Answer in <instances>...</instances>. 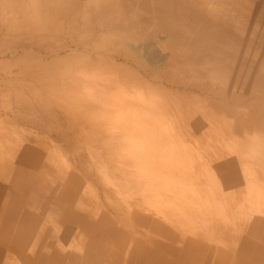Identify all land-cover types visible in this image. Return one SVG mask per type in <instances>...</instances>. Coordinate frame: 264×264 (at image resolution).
I'll use <instances>...</instances> for the list:
<instances>
[{
  "label": "rangeland",
  "instance_id": "374dc122",
  "mask_svg": "<svg viewBox=\"0 0 264 264\" xmlns=\"http://www.w3.org/2000/svg\"><path fill=\"white\" fill-rule=\"evenodd\" d=\"M106 49L137 58L114 69ZM91 67L125 93L137 74L166 73L145 90L194 166L208 160L234 201L253 173L264 188V0H0V264H233L224 224L203 222L225 230L211 240L193 235L125 181L136 170L107 120L131 111L81 108Z\"/></svg>",
  "mask_w": 264,
  "mask_h": 264
},
{
  "label": "bare ground",
  "instance_id": "6f19581e",
  "mask_svg": "<svg viewBox=\"0 0 264 264\" xmlns=\"http://www.w3.org/2000/svg\"><path fill=\"white\" fill-rule=\"evenodd\" d=\"M124 26L126 27V25ZM127 26L129 25L127 24ZM115 46L113 48H115ZM87 47H89V45ZM103 48L105 49V47ZM83 49L86 48L83 47ZM140 49H142V47H140ZM96 51L98 52L99 50L96 49L95 52ZM103 53L104 56H109V60L111 61L110 64L114 69H118L119 65H114L117 60L122 61L123 59L129 62L137 58L136 52H133L131 49H106ZM137 54L141 53L139 52ZM101 56L99 55L97 63L103 60ZM172 57L174 58V56ZM172 57H170V60ZM114 69H112V71ZM109 70L111 71V69ZM115 72L113 71V73ZM86 74L84 79H79L77 76L80 80L79 83L82 84V86L85 85L84 88L88 90L87 103L82 104V106L78 104L79 109L80 106L82 108L83 105L87 107L96 105L102 110H111L117 113H122L126 110L131 111L129 116L120 115L115 118H109L107 124L112 125L113 128L118 130L116 136L120 135L119 137L121 140L120 144L116 147L117 151H120L121 156L127 157L130 165L136 170L125 181L133 186L139 199L149 207L160 209L162 213L165 211L175 216L183 227L194 230L191 232L193 235L202 236L207 240L213 239L215 233L222 235L225 230L222 227L216 229L206 226L207 224H203V222L205 220L215 223L220 221L225 225L227 230H230L228 236H231L233 239L234 244L230 248L232 254L229 258L233 264H236L237 260L241 259L240 256L252 255L253 253H261L264 257V188L260 186L261 184L258 185L256 183L253 173L250 180L246 181L245 179L247 183L246 193L242 200L238 201L235 199L234 201L233 197L229 195V188L223 187L208 160L199 163V167L194 166L196 162L195 157L191 156L183 145L175 140V134L171 129V125H168L161 117L153 115L156 100L152 97L153 95L150 92H146L145 90L147 89L148 91L149 88L154 87L149 84L150 80L156 79L160 84H163L167 78V74L157 71L156 69L144 72L142 76L147 79H140L137 77L139 74H137L135 82L132 83L133 85L131 88L133 90L131 89L129 93H125L127 89L125 88V90H123L121 87L124 82H122V84L120 83V85L119 82H116L114 79L112 80L110 77L104 76L101 72L96 71L94 67H91ZM119 74L121 76V73ZM126 74L128 75V73ZM175 77L177 78V76ZM124 80L123 78V81ZM127 80V82L130 81L129 79ZM99 81L101 83H99ZM186 85L187 84H185V86ZM80 93L79 91V93L76 94L79 95ZM75 100L81 101L85 100V98H77ZM139 108H143L142 111H139ZM232 139H234V137ZM260 155H263V153H260ZM254 158L255 157H253V159ZM246 169L249 170L248 167ZM247 170L243 172L244 178L249 175ZM142 223L144 227L149 225L147 221H143ZM196 224L197 229H204L202 233L199 234V232L194 229ZM241 232L246 233L242 238L239 236ZM250 236L255 239H261L263 243L252 241L253 239H251ZM58 240H60L62 244L61 247H67L66 253H72L69 251L72 250L74 246L67 234H61L60 237L58 236ZM191 246H193L194 251L205 248L204 245L201 247L198 244H192ZM79 251L82 253V250L79 249ZM83 253L96 252L93 248H90ZM212 253L219 252L215 251Z\"/></svg>",
  "mask_w": 264,
  "mask_h": 264
}]
</instances>
